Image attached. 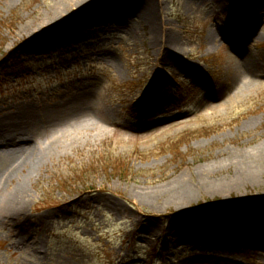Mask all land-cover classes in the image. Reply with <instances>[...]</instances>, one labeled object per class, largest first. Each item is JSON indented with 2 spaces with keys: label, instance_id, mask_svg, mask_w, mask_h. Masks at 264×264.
<instances>
[{
  "label": "rangeland",
  "instance_id": "obj_1",
  "mask_svg": "<svg viewBox=\"0 0 264 264\" xmlns=\"http://www.w3.org/2000/svg\"><path fill=\"white\" fill-rule=\"evenodd\" d=\"M55 3L0 0V119L24 103L45 111L80 95L86 100L84 115L95 124L69 129L66 138H76L31 171L22 190L26 237H18L10 224L0 225V264H188L196 259L264 264V247L246 229L234 238L177 242L170 226L178 207L157 205L174 179L184 176L192 187L207 165L264 145V10L248 9L247 0L196 10L186 0H166L155 15L181 43L169 61L142 38L146 25L131 20L135 29L130 31L101 17L59 44L35 53L22 50L28 40V34L18 36L23 24L37 23ZM217 28L226 30L224 41L210 37ZM249 57L255 82L230 89L234 71L227 62ZM99 123L106 133L102 139L96 138ZM53 131L57 128L47 126L34 139L49 143ZM256 174L260 187L245 184L240 192L219 196L195 192L187 209L264 195V163ZM219 175L232 176L231 171ZM20 182L14 179L11 188ZM8 190L5 186L2 194ZM143 190L151 201L136 195ZM116 201L127 211L107 206ZM44 213H50V223ZM135 220L152 222L155 230L138 233Z\"/></svg>",
  "mask_w": 264,
  "mask_h": 264
},
{
  "label": "bare ground",
  "instance_id": "obj_2",
  "mask_svg": "<svg viewBox=\"0 0 264 264\" xmlns=\"http://www.w3.org/2000/svg\"><path fill=\"white\" fill-rule=\"evenodd\" d=\"M166 0H56L45 16H41L37 23H25L18 32V36L27 35V41L21 47L33 53L41 50L45 46L57 42L67 36L70 32L84 29L88 22L94 18L101 17L105 22H115L118 25L125 24L130 31H134V26H129L131 20H136V25H146L148 31L142 38L150 45L159 49L158 54L163 60L169 61L176 56L181 43L177 37L169 33L161 19H157L155 12L160 10ZM229 0H186V5L191 10L201 9L209 6L210 3L225 4ZM246 1V0H245ZM248 9L259 11L264 10V0H247ZM245 10V9H244ZM243 10V11H244ZM160 27V28H159ZM146 29V28H145ZM160 29V34L158 30ZM226 30L217 28L210 37L215 42L216 39L224 41ZM251 35H253L251 33ZM16 37V36H15ZM252 59L241 58L235 61L230 58L227 62L228 69L234 71V77L230 89L247 88L254 81L252 72ZM236 86V88H234ZM85 97L76 95L70 100L57 102L48 107L45 111L41 107H36L34 111L32 105L24 103L16 107L10 116L0 119V225L10 224L11 229L18 232V237H26L25 224L22 218L25 215L27 197L22 190L24 184L31 178V171L39 165L40 169L51 160L55 149L62 146L67 141H72L76 137L70 135L66 138L65 132L81 123L94 125V119L86 118L84 112L86 107ZM41 110V111H40ZM87 111V110H86ZM97 123V122H96ZM47 126L57 128V131L49 135L47 140L38 142V134ZM96 138L106 137L103 124L99 123L96 128ZM95 138V139H96ZM39 140V139H38ZM51 140V142H50ZM65 150V149H64ZM219 162L207 165L197 175L196 183L187 184L184 176L174 179L166 184L167 193L164 194V203L157 204L159 207L176 206L171 220L170 228L172 232H177V242L184 240L199 241L209 237H236L247 230V234L261 247H264V195L243 196V198H228L212 206H206L199 211L191 212L187 207L193 201L195 192H203L212 196L225 195L228 192H240L241 186L250 184L254 188L260 187L256 181V176L260 169V164L264 163V145L258 146L251 151L236 150L232 155L227 154ZM231 171V175H219ZM218 176H222L217 178ZM225 176V177H223ZM21 182L11 188L14 179ZM7 186L6 194H2ZM140 199L151 201L150 194L143 191H136ZM160 198V195L159 197ZM251 198V199H250ZM109 208L116 212L127 211L125 205L120 202L107 203ZM43 220L51 222L50 213L42 215ZM143 230H155L152 222L136 221ZM151 228V229H150ZM142 231V232H141ZM151 237H154L151 234ZM171 235V234H170ZM262 237V239H259ZM175 240V238H173ZM188 264H238L228 259H196Z\"/></svg>",
  "mask_w": 264,
  "mask_h": 264
}]
</instances>
